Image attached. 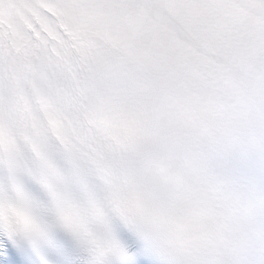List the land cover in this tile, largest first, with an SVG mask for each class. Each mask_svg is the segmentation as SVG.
<instances>
[{
	"label": "snow or ice",
	"instance_id": "6c2138e0",
	"mask_svg": "<svg viewBox=\"0 0 264 264\" xmlns=\"http://www.w3.org/2000/svg\"><path fill=\"white\" fill-rule=\"evenodd\" d=\"M0 264H264V0H0Z\"/></svg>",
	"mask_w": 264,
	"mask_h": 264
}]
</instances>
